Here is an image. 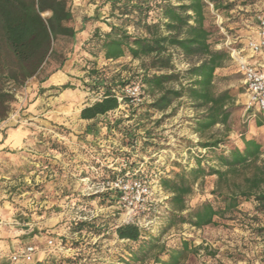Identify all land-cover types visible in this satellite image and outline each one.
<instances>
[{"label":"rangeland","instance_id":"rangeland-1","mask_svg":"<svg viewBox=\"0 0 264 264\" xmlns=\"http://www.w3.org/2000/svg\"><path fill=\"white\" fill-rule=\"evenodd\" d=\"M162 1L152 3L157 7ZM206 1L213 48L237 47L249 56L248 39L256 32L259 16L264 15V0H217L221 5L217 10L212 0ZM71 7L79 31L74 52L66 61L68 76L53 87L40 81L47 73L53 79L60 74L53 72L57 63L52 62L15 93L9 115L0 119V130L22 125L31 129L25 142L33 143V157L25 171L15 173L28 176L22 183L24 189L36 193L38 212L47 223L44 232L54 240L50 246L60 251L54 259L41 263L168 264L178 254L177 264H264V203L254 198L242 200L236 209L216 217V224L198 228L178 218L172 223V194L161 184L163 177L177 179L176 173L183 168L196 167L197 159L205 166L216 165L215 153H228L241 142V133L258 137L264 150V125L257 124L264 114L246 110L244 77L236 61L231 58L215 76L216 91L229 90L235 97L227 129L216 125L205 133L197 132L204 108H196L182 97L161 111L152 107L155 96L150 91L143 102L123 99L117 109L96 119H83L82 109L100 100L107 87H123L140 79L145 69H155L150 68L147 57L135 59L128 54L110 60L104 56L100 37L110 30L109 23L135 31L124 22L128 15L121 16L118 10L111 15L110 0H71ZM159 13L156 8L150 15ZM249 60L264 63V52ZM173 62L178 72L190 64L177 50ZM92 69L98 75L90 76ZM66 83L73 87L64 89ZM169 85L178 86L176 82ZM34 106L40 108L38 112ZM211 135L222 142L217 149H204L202 143ZM117 179H140L151 187V195L139 208L145 210L132 219L127 218L122 204L123 193L111 188ZM217 179V175H207L193 183L182 214L189 217L207 202L223 206L213 193ZM111 192L117 199L111 200ZM128 223L142 228L139 241L118 237L117 227ZM153 242L157 246L150 248ZM184 242L191 250L183 249Z\"/></svg>","mask_w":264,"mask_h":264},{"label":"trees","instance_id":"trees-1","mask_svg":"<svg viewBox=\"0 0 264 264\" xmlns=\"http://www.w3.org/2000/svg\"><path fill=\"white\" fill-rule=\"evenodd\" d=\"M110 1L111 15L116 14V10L121 16L128 15L124 22L134 26L135 31L109 23L110 30L100 37L106 59L117 60L128 54L135 59L149 58L150 68L155 71L145 69L136 81L145 84V91L155 96L152 107L164 111L174 100L187 97L196 108H204L202 117L197 121V132L205 133L216 125L229 128L235 97L229 90L216 91L215 76L216 70L224 67L232 57L229 50L212 46V30L207 24L209 2L163 0L156 7L153 0ZM212 1L214 9H220V3ZM156 8L160 9V13L152 17L150 12ZM74 19L71 0H0L1 120L9 115L15 93L28 80L44 73L52 62L57 63L54 72L70 59L79 31L73 24ZM174 50L190 63L182 72L176 71ZM98 73L92 69L89 75ZM49 76L50 73L45 74L40 81L47 80ZM174 82L177 87L169 85ZM128 84L120 88L107 87L100 100L82 109L81 118L96 119L117 109L122 102L120 96L129 101L130 98L121 93ZM72 87L71 83L63 85L64 89ZM262 124L263 121H258V125ZM213 136L202 143L204 149L220 146L222 139ZM240 141L228 153L216 152V165L205 166L201 159H197L196 167L189 171L183 168L176 173L177 179H161L162 186L172 194L171 204L175 210L172 223L178 218L200 228L216 224V217L236 209L242 200L254 198L264 203L263 144L255 136L245 133H241ZM207 175H217L213 193L220 197L224 205L216 207L207 202L186 217L182 214L187 208L186 196L193 191V183ZM115 193L120 195V191ZM111 194V200L117 199L113 192ZM116 232L120 239L135 242L142 237V228L137 223L120 225ZM156 246L153 242L149 247ZM183 249L191 250L188 242L183 243ZM178 261V254H174L168 264H177Z\"/></svg>","mask_w":264,"mask_h":264},{"label":"crops","instance_id":"crops-1","mask_svg":"<svg viewBox=\"0 0 264 264\" xmlns=\"http://www.w3.org/2000/svg\"><path fill=\"white\" fill-rule=\"evenodd\" d=\"M260 61L257 60L264 65ZM66 64L67 62L63 67H67ZM69 69L70 65L64 71L56 70L60 74H56L54 79L49 76L46 84L49 87L57 86L60 80H65L64 76H68ZM34 108L37 112L40 109L38 106ZM260 112L264 114V111ZM259 120L263 121V126L264 118ZM9 124L13 123L9 121ZM30 132L31 129L25 125L0 130V264H42L41 262H49L60 255L58 249L48 244L49 236L44 232L47 223L38 212L36 193L24 189L22 183L29 179L28 176L24 172L17 175L15 173L18 169L25 171L33 157V143L25 142V137ZM28 244L37 247L33 260L14 261L12 255Z\"/></svg>","mask_w":264,"mask_h":264},{"label":"built area","instance_id":"built-area-1","mask_svg":"<svg viewBox=\"0 0 264 264\" xmlns=\"http://www.w3.org/2000/svg\"><path fill=\"white\" fill-rule=\"evenodd\" d=\"M247 47L250 51L249 56H246L243 51L237 47H230L229 52L231 57L236 61L244 77L246 87V110L264 111V65L257 62V60H249V58L254 55L264 52V15L259 16L256 32L248 39ZM145 88V84L134 82L125 85L123 92L130 98V102L140 103L143 102L147 96ZM119 99L122 101L123 97L120 96ZM115 187L123 193L121 199L123 206L127 208V218L132 219L145 210L139 208L144 207L152 193L151 187L146 181L140 179L133 181L117 179L111 183V188ZM48 244L54 245V240L49 239ZM36 250L37 247L35 245L28 244L12 255L11 258L14 261L22 259L31 262Z\"/></svg>","mask_w":264,"mask_h":264}]
</instances>
